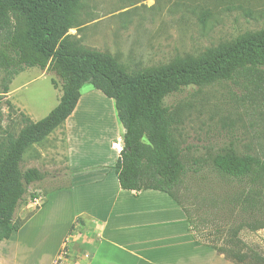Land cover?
<instances>
[{"label":"trees","instance_id":"16d2710c","mask_svg":"<svg viewBox=\"0 0 264 264\" xmlns=\"http://www.w3.org/2000/svg\"><path fill=\"white\" fill-rule=\"evenodd\" d=\"M81 9L82 0H0V102L10 93L15 77L31 67L54 72L63 90L59 105L47 117L33 122L24 116L26 125L19 135L8 134L0 143V242L11 239L26 224L28 218L16 219V212L29 187L48 176L38 168L23 171L24 155L66 122L78 106L82 89L91 84L114 100L126 130L116 164L121 187L167 193L185 212L194 241L235 264H264V256L239 238L245 229L264 230V156L242 153L231 146L205 160L204 165L237 182L241 190L226 202H205L196 209L211 216L204 212V207H210L214 218L228 214L240 222L223 241L220 230L217 240L201 241L204 231L178 195L190 172L200 174L201 169L194 167H201V162L191 164L185 159L174 136L177 114L166 103L169 96L185 88H202L247 72L264 71V30L209 50L201 58L176 60L157 70L131 74L110 55L81 47L70 34L80 25Z\"/></svg>","mask_w":264,"mask_h":264},{"label":"rangeland","instance_id":"374dc122","mask_svg":"<svg viewBox=\"0 0 264 264\" xmlns=\"http://www.w3.org/2000/svg\"><path fill=\"white\" fill-rule=\"evenodd\" d=\"M79 16L80 25L70 34L81 47L110 55L129 73L139 74L168 66L176 60L201 58L209 50L264 30V0H82ZM2 77L0 70V82ZM96 90L91 84H86L82 90L85 102L80 115L93 129L92 142L88 139L87 146L91 151L97 150L95 145H99L98 138L102 136L100 143L104 151L116 156L117 152L111 150L116 139L113 115L116 108L110 103L114 101L103 93L96 94ZM61 92L62 81L50 70L31 67L17 75L10 85V94L0 102V143L8 134L19 135L26 125L25 117L34 122L47 117L59 105ZM166 103L177 114L174 136L185 159L191 164L196 160L201 162V167H194L201 169L200 174L190 172L179 188L180 200L192 211L200 231H204V239L199 237L201 241L217 240V230L221 231L223 241L231 228L239 225V219L231 220L228 214L216 215V219L212 208L204 207V212H210L209 216L199 213L196 207L216 200L226 202L241 187L204 164L210 155L231 146L242 153L264 156V71L247 72L232 81L202 88H185L169 96ZM30 151L24 157L23 171L41 167L43 172L41 165L47 167V163H53L47 159L41 163L31 160L32 149ZM49 168H52L47 171L50 176L29 187L16 212V219L28 218L26 224L35 217L19 230L21 238L28 236L22 241L24 247L37 241L36 236L41 232L53 233L54 230L63 235L67 230L66 227L64 230L63 220L68 224L75 213L69 202L63 209L64 202L60 203L59 232L53 229L57 221L46 218L47 211L36 217L39 202L33 197L47 194L67 182L68 174L62 168L54 169L53 165ZM182 214L186 216L185 212ZM200 219L208 221L202 223ZM81 229L82 225L77 223L74 234ZM16 234L11 240L0 243V252L4 247L15 248ZM239 238L250 250L264 256V230L245 229ZM91 249L81 244L75 253ZM67 258L69 255L64 254L57 264H66ZM224 259L235 264L225 256Z\"/></svg>","mask_w":264,"mask_h":264},{"label":"crops","instance_id":"0c3cea01","mask_svg":"<svg viewBox=\"0 0 264 264\" xmlns=\"http://www.w3.org/2000/svg\"><path fill=\"white\" fill-rule=\"evenodd\" d=\"M62 96L63 90L60 100ZM84 102L82 93L76 110L66 122L31 148V160L53 162L47 163V167L41 165L43 172L51 171L49 165H53L54 169L62 168L68 174L66 185L34 199L39 202L36 217L47 211L46 218L57 221L53 229L58 232L61 227L58 207L64 202L63 209L69 202L75 213L68 224L63 220L67 230L63 235L54 230L41 232L36 236L37 241L25 247L22 241L28 236L21 238L22 232H16L15 248H2L0 264H57L64 254L69 255L66 264H231L213 248L194 241L187 217L170 195L121 187L116 171L121 153L113 144L118 141L124 144L126 130L117 112L114 113L116 139L111 150L117 155L104 151L100 143L102 136L98 138L99 145H95L97 150H89L87 144L88 139L92 142L93 129L80 115ZM110 103L114 107L115 103ZM47 173L48 178L50 173ZM77 223L82 229L74 234ZM81 244L92 249L76 254Z\"/></svg>","mask_w":264,"mask_h":264},{"label":"built area","instance_id":"2783aa9c","mask_svg":"<svg viewBox=\"0 0 264 264\" xmlns=\"http://www.w3.org/2000/svg\"><path fill=\"white\" fill-rule=\"evenodd\" d=\"M113 148L118 150L121 153L124 149V145H123V143L118 141V142L113 144Z\"/></svg>","mask_w":264,"mask_h":264}]
</instances>
